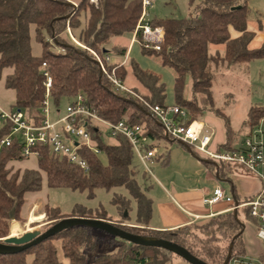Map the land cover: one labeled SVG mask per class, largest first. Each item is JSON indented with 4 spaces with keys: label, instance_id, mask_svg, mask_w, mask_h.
Instances as JSON below:
<instances>
[{
    "label": "trees",
    "instance_id": "trees-1",
    "mask_svg": "<svg viewBox=\"0 0 264 264\" xmlns=\"http://www.w3.org/2000/svg\"><path fill=\"white\" fill-rule=\"evenodd\" d=\"M90 1L82 0L74 8L66 0H0V81L4 71L11 69L12 73L6 77L5 86L15 92L14 107L28 112L37 125L41 124L44 119L41 108L46 96L44 74L47 71L53 79L52 102L58 109L63 99H67L69 104L78 95H83L87 105L101 118L112 123L127 119L133 125H144L150 136L159 142L166 141L151 112L138 99L117 92L110 80L102 74L91 52L102 57L109 53L122 57L127 55L128 49L112 46V40L134 34L143 13L142 0H97V5ZM83 14L87 18L85 26L81 21ZM249 16L247 0H203L195 14L184 19L150 21L152 27L164 29V42L161 51L142 47L144 54L158 57L164 66L175 71L174 105L189 112L190 122H197L209 113L223 120L227 142L221 149L225 150L232 149L238 134L232 130L230 119L216 108L213 87L220 70H230L237 66L249 69L252 62L264 58V45L251 49L255 35L248 30ZM68 28L71 31L80 30L76 40L86 49L68 43L64 37ZM33 30L37 43L42 46L40 56L33 54ZM212 46L224 47V55L211 54ZM57 47L64 52H54L53 49ZM130 64L135 79L147 94L138 89L134 91L152 105L166 106V87L161 78L142 70L132 60ZM116 66L109 65V72ZM116 76L125 83L128 69L125 66L116 68ZM188 78L191 80L190 99L184 96ZM262 121L264 108L252 107L244 128L252 131ZM10 131L9 123L0 126V140L9 135ZM92 138L107 157V164H103L94 152L84 148L80 153L89 162L88 173L70 164L65 158L54 157L47 147L41 145L35 148L38 153L37 170H13L8 167L10 163L27 159L22 156V146L15 143L1 150L0 240L11 235V222H26L23 216L26 195L42 190L45 174L51 189L89 191L94 196V191L99 188L108 191L125 188L138 206V227L125 225L130 220L131 200L115 195L114 204L123 216L116 226L127 232L178 244L208 264H224L232 243L230 263L246 258L244 231L241 232L243 227L238 219L241 218L240 211L238 217L234 212H226L210 218L216 224L214 231L208 233L207 237L219 239L225 236L230 240L226 251L212 248L210 252H203L210 258L217 254L218 259L212 262L201 257L189 239L175 234L197 224L174 231L147 229L152 217L153 202L138 182L139 166L135 164L136 158L130 142L119 136L116 144H106L103 135L94 130ZM164 160H168L167 154ZM205 163L213 171L215 165ZM234 172V167L223 164L219 166L218 176L225 178L227 173ZM243 211L247 220L253 222L248 212ZM125 212L127 215H124ZM43 215L48 219V225L52 226L73 217L112 222L105 213L93 216L92 212L85 209H76L73 215L65 216L59 208L49 204L45 205ZM94 232L96 229L85 225L69 228L24 252L0 253V264H25L28 255L33 256L32 264H64L63 259L68 264H86L85 251L93 250L99 240ZM56 241L61 243L60 249L55 245ZM109 241L118 247V251L97 258L94 264H170L171 259L167 253L174 254L164 249L134 245L112 236Z\"/></svg>",
    "mask_w": 264,
    "mask_h": 264
},
{
    "label": "rangeland",
    "instance_id": "rangeland-1",
    "mask_svg": "<svg viewBox=\"0 0 264 264\" xmlns=\"http://www.w3.org/2000/svg\"><path fill=\"white\" fill-rule=\"evenodd\" d=\"M153 6L148 8V20L150 21H160L165 19H184L189 17L190 14H195L196 9L202 5L203 0H152ZM91 4L97 5V0H91ZM86 15L83 14L81 17V21L83 26L86 25ZM73 37L77 39V36L80 33V30L71 31ZM133 35V34H132ZM132 35L123 36L114 38L112 40L113 44L118 46L129 45L132 40ZM33 41L32 48L33 54L35 56H40L42 54V46L37 43L35 39V33L33 30L32 33ZM65 39L73 46H77L74 41L71 39L68 31L64 34ZM126 37V38H124ZM135 44V45H134ZM132 49L130 52L131 59L128 56L125 67L128 69V77L126 79L125 85L128 88H131L132 85L140 86L137 80L134 77L132 67L130 61L132 60L136 63L142 70L149 71L151 73L156 74L161 78L162 82L166 87V105L173 106L175 104V71L166 67L162 64L161 60L156 56H148L144 54L142 47L137 43H133ZM111 48V47H110ZM119 48V47H118ZM54 52H58L57 48L53 49ZM111 57L114 55L109 53ZM129 55V54H128ZM114 58V57H113ZM112 58V59H113ZM115 61V60H113ZM117 62V61H116ZM251 67L248 69L244 66H237L230 70L222 69L221 72L218 73L217 78H215L213 92H214V100L217 109H220L231 121L232 130L238 134L237 142L239 141V137L244 138L247 135H250L251 130L244 128L245 122L248 119L249 111L252 107H263L264 108V58L258 59L252 62ZM12 73L11 69H7L4 71L2 75V79L0 81V106L6 110H10L15 105V92L13 90H9L5 86L6 77ZM132 89V88H131ZM141 93L147 94L146 90H140ZM184 96L186 99L191 98V80L190 78L186 81L185 93ZM68 105V100L63 99L59 106V109L53 104L50 105L51 110V119L56 120L59 117L56 116V111L60 110L61 115L66 114V108ZM214 119H216L219 123L223 124V120L213 113H209ZM198 122H202L198 121ZM262 125H258L259 128L262 126L264 129V123ZM1 125V121H0ZM104 142L106 144H115V140H113L109 133H105ZM235 140V142H236ZM166 143H159L158 148L160 153L163 155L166 152L168 153L170 159L173 160V165L170 170V178L179 177L180 173H185V175L189 176V173H194V177H199L200 180H207L209 177H213L212 170L209 166H205L201 163V168L196 169L195 161H199L184 147L180 144L170 143L169 141H165ZM168 149V151H167ZM99 159L103 164H107V157L104 153L98 155ZM191 159L192 164L185 165L182 167V162L184 159ZM203 160V159H202ZM136 166L139 164L135 161ZM167 162V161H166ZM165 160L157 161L152 166V171L154 173V178L147 176L144 170L139 166V175L138 182L144 191H149L153 185L159 184L162 182L164 186H166L165 180L160 176L161 170L165 169ZM179 163V166H176ZM200 163V162H198ZM214 164V162H211ZM9 168H13V170H26V169H38L37 158L32 156L24 161H15L8 165ZM182 169V171H181ZM182 175V174H181ZM249 175V174H248ZM146 176V177H145ZM251 176V175H250ZM252 177V176H251ZM258 179V178H257ZM260 180V179H259ZM219 185L226 190L228 193L231 191V184L228 182L221 181ZM115 195L131 200L130 210H129V218L128 221L131 224L137 225V204L131 199L129 192L121 187L114 188L110 191L99 188L94 191V196H91L89 191L79 192L72 191L70 189H51L47 185L46 175L43 174V187L42 190L35 193H28L26 195V204L23 210V216L26 218L25 223H18L21 227V231L17 236H21L23 233L32 231V232H41L44 233L50 227H52L48 222V219L43 215L45 205L49 204L53 208H59L61 213L65 216H71L74 214L76 209H85L88 212H92L93 216H97V214L105 213L108 218L112 220H118L122 215L120 214L118 208L114 204ZM127 213L125 212L124 215ZM34 216L37 222H30L31 217ZM241 222L246 225L248 231L255 229V224L251 220H247L246 214L244 211H240ZM41 217V218H40ZM38 218V219H37ZM79 218V217H78ZM41 219V220H40ZM40 220V221H38ZM219 222V221H218ZM112 223L117 224L120 222L112 221ZM216 222L210 221V219L205 220L201 224L197 226L190 227L189 229H185L182 231H177L175 234L177 237H186L189 239L191 245L196 248V251L201 255V257L206 260L212 262L215 258L218 259L217 254H215L212 258L205 256L204 251H209L212 248H216L218 250L226 251L229 247L230 240L227 237H221L219 239L208 238L207 234L213 232ZM11 225L10 223V234L11 233ZM99 237L98 243L93 250L85 251L86 255V264H94L95 260L101 256L111 255L118 251V247L110 243V235L105 232L96 230L94 232ZM55 245L60 249L61 243L55 242ZM215 253V251H214ZM218 253V252H216ZM167 255L171 259L170 264H187L181 258L176 255H172L167 253ZM61 258H63L61 254ZM33 256L28 255L26 258L25 264H32ZM64 264H68L66 260L63 259Z\"/></svg>",
    "mask_w": 264,
    "mask_h": 264
},
{
    "label": "built area",
    "instance_id": "built-area-1",
    "mask_svg": "<svg viewBox=\"0 0 264 264\" xmlns=\"http://www.w3.org/2000/svg\"><path fill=\"white\" fill-rule=\"evenodd\" d=\"M142 3L143 13L133 34L132 43H138L147 50L161 51L165 36L164 29L152 27L148 20L147 10L153 6V1L142 0ZM67 31L76 45L86 49L73 37L70 28ZM91 52L99 63L102 74L110 80L113 88L122 95H131L138 99L151 112L161 127L166 141L186 145L195 155L214 162L217 174L219 166L224 164L232 166L234 169L244 170L249 175L261 180L260 193L250 201L240 203L218 186L213 194L204 200V204L212 207L219 203H227L230 209L226 212L246 210L256 226L257 238L264 244V129L262 126L259 128L256 126L236 148L231 150L214 149L215 131L212 128L197 122H190L189 112L180 106L150 104L116 76V68L125 66L128 55L122 62L115 63L110 54L102 57ZM109 65L117 66L112 72H109ZM43 67L46 68V64ZM44 75L46 77V96L41 108V115L44 117L41 124L37 125L28 112L22 109L12 107L10 110H6L0 106V126L7 123L11 125L9 135L0 140V152L3 148L17 143L22 146L23 157L28 159L35 156L37 158L38 153L35 148L41 145L47 147L54 157L65 158L70 164L88 173L90 165L80 153L81 150L86 148L96 155L102 154L93 141L92 130H94L102 135L109 133L115 140L119 136L126 138L132 146L139 166L147 176L154 178L152 166L155 162L162 160L163 155L158 148V144L161 142L150 136L146 126L133 125L127 119L118 123L109 122L87 105L86 97L83 95H78L67 105L66 114L61 115V111L57 110L56 115L59 118L52 120L50 105L52 103L53 79L47 71ZM261 123L259 125H262ZM238 219L241 222V218L238 217ZM230 264H264V257L257 260L246 258L234 260Z\"/></svg>",
    "mask_w": 264,
    "mask_h": 264
},
{
    "label": "crops",
    "instance_id": "crops-1",
    "mask_svg": "<svg viewBox=\"0 0 264 264\" xmlns=\"http://www.w3.org/2000/svg\"><path fill=\"white\" fill-rule=\"evenodd\" d=\"M66 1L78 6V4L82 0H66ZM247 1H248V7L250 9L248 30L254 33L255 35V38L251 43V49H257L260 48L262 45H264V0H247ZM234 36L236 35L234 34ZM132 40H133V35H132ZM132 44L133 43L131 42L128 46L127 45L118 46L128 49L127 55L129 54L128 56L130 59H131L130 52L132 46L135 45ZM112 46H117V45L112 43ZM57 49L60 51L56 53L64 52L61 48L57 47ZM210 52L213 55L217 53L224 55L225 49L224 47L212 46L210 48ZM113 57L112 58L113 60H115L114 61L115 63H120L125 58L122 56H115V55ZM140 86L141 87L132 85L131 88L143 90L144 88L142 87L141 84ZM201 120L202 122L197 121V123L202 124L205 127L212 128L215 131L213 148L217 150H225V149H221V147L227 142V135L224 125L219 123L209 114H206L204 117H202ZM243 139L244 138L239 137V141L237 142L236 140V142L233 143L232 149L236 148L242 142ZM116 142L117 140H115V144ZM163 143L166 142L163 141ZM180 145L184 146L193 155L192 153L193 151L191 152L190 150L191 148L189 149V147L183 144ZM165 154L168 155L167 152ZM165 154H163V161ZM197 157L199 161H195V159H192L194 162H197L196 169L201 168V163L207 166L206 163L203 161L204 159L202 160V158H200L199 156ZM194 158L196 157L194 156ZM192 160L187 158L184 159L182 162V167H185V165L192 164L193 162ZM172 165H173V160L170 159L168 155V160L164 165L166 170L164 171L161 170L159 172L160 176L165 180L166 186H164L162 182H159V184L153 185L149 191L147 192L145 191L146 195L149 198H151L153 202L152 217L150 223L147 226V229L153 231H174L185 226H189L193 224H197V225L201 224L205 220H208L214 216L226 213V211L230 209V206L227 203H219L212 207L204 204V200L209 198L213 194L215 188L218 186L221 187L219 185V182L221 181L228 182L231 184L230 193H228L226 190L225 191L228 195L233 196L240 203L250 201L251 199L256 197L262 189L261 180L253 176L251 177L244 170H240V169H235V172L232 174L227 173L225 178H219L218 174L216 173V167H214L212 171L213 177H209L207 180L204 181L200 180L199 177L195 178L193 175L194 173H189V176L185 175V173H180L179 177L171 179L169 172L171 170ZM176 166H179V163H177ZM112 221L119 222L121 221V218ZM14 222L19 223L16 221H13L12 223ZM126 223L127 224L125 225L138 227L135 224H131L129 222ZM243 237L247 252L246 259L257 260L264 257V244L257 238L256 228L252 229L251 231H248L245 225Z\"/></svg>",
    "mask_w": 264,
    "mask_h": 264
},
{
    "label": "water",
    "instance_id": "water-1",
    "mask_svg": "<svg viewBox=\"0 0 264 264\" xmlns=\"http://www.w3.org/2000/svg\"><path fill=\"white\" fill-rule=\"evenodd\" d=\"M74 8H77L78 6L72 4ZM190 149V148H189ZM191 150V149H190ZM192 152V150H191ZM193 153V152H192ZM193 155L198 158L194 153ZM205 162H210L207 160H203ZM215 165V164H214ZM216 166V165H215ZM234 214L236 217H238V211H234ZM127 215V214H126ZM242 224V231L245 229V225ZM79 225H85L92 227L96 230L102 231L107 233L108 235L117 238L122 241H126L128 243L139 245L143 247H154L158 249H164L166 251L172 252L182 258L186 263L188 264H208L207 262L200 260L199 258L195 257L192 253H190L186 248L181 247L178 244L161 240V239H153V238H145L141 237L139 235L132 234L130 232H127L112 222H108L105 220H99V219H88V218H66L63 219L56 224H54L52 227H50L47 231L44 233L41 232H26L23 233L21 236H9L5 239L0 240V253L3 254H16L24 252L28 249H30L33 246H36L52 237L57 236L58 234L62 233L63 231L79 226ZM232 248L233 243L230 246L228 257L224 264H229L231 260L232 255Z\"/></svg>",
    "mask_w": 264,
    "mask_h": 264
},
{
    "label": "bare ground",
    "instance_id": "bare-ground-1",
    "mask_svg": "<svg viewBox=\"0 0 264 264\" xmlns=\"http://www.w3.org/2000/svg\"><path fill=\"white\" fill-rule=\"evenodd\" d=\"M40 216L42 217L43 215H40ZM40 220H38V221H40ZM30 222H37L36 221V218L34 216H32L31 219H30ZM20 231H21L20 225L18 223H15V222L12 223V225H11V233H12V236L17 237V235L20 233Z\"/></svg>",
    "mask_w": 264,
    "mask_h": 264
}]
</instances>
